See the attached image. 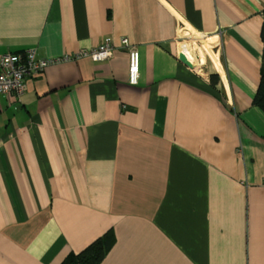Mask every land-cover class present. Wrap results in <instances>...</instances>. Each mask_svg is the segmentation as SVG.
Returning a JSON list of instances; mask_svg holds the SVG:
<instances>
[{"label":"crops","instance_id":"1","mask_svg":"<svg viewBox=\"0 0 264 264\" xmlns=\"http://www.w3.org/2000/svg\"><path fill=\"white\" fill-rule=\"evenodd\" d=\"M183 23L216 36L225 78L180 60ZM263 25L264 0H0V61H48L0 93V264L109 230L100 264H264ZM107 39L110 59L84 53Z\"/></svg>","mask_w":264,"mask_h":264},{"label":"built area","instance_id":"2","mask_svg":"<svg viewBox=\"0 0 264 264\" xmlns=\"http://www.w3.org/2000/svg\"><path fill=\"white\" fill-rule=\"evenodd\" d=\"M182 28L185 33H189L193 37V43H196L199 50L200 64L195 69L198 73L206 75L208 77V67L207 60L204 59V66L201 65V53L200 50L203 48L202 37L205 34H199L197 32L190 31L187 23H183ZM185 29L187 31H185ZM122 45L129 50L130 60L128 66L129 82L131 84L139 83L141 77V67H140V51L138 46L129 42V40L124 37L122 40ZM113 43L111 39H107L99 47L85 51L84 53L90 55L94 60H104L110 59L113 52ZM215 50H219V45L216 43ZM48 65V61L44 59H38L36 57L35 51L33 49H28L24 53L19 52H7L4 53L0 61V93H12L17 99H20L21 95L24 93L27 86V78L35 73H39L44 70ZM204 69H206L204 71Z\"/></svg>","mask_w":264,"mask_h":264},{"label":"trees","instance_id":"3","mask_svg":"<svg viewBox=\"0 0 264 264\" xmlns=\"http://www.w3.org/2000/svg\"><path fill=\"white\" fill-rule=\"evenodd\" d=\"M264 38V25L262 30ZM211 78H219L216 73L211 74ZM254 104L264 109V63L262 67L261 85L254 99ZM115 241L112 230L105 232L103 235L89 243L78 253H70L61 264H100L109 249Z\"/></svg>","mask_w":264,"mask_h":264},{"label":"bare ground","instance_id":"4","mask_svg":"<svg viewBox=\"0 0 264 264\" xmlns=\"http://www.w3.org/2000/svg\"><path fill=\"white\" fill-rule=\"evenodd\" d=\"M182 33V32H181ZM202 41L204 43L202 50H200L201 53V65L204 66V59L207 60V58L209 57L211 60V64L214 65V67L221 73L222 77L225 78V74L222 68V65L220 63V59H219V55L218 52L215 51L214 47L217 43L216 41V36H203ZM198 48H200V46H197Z\"/></svg>","mask_w":264,"mask_h":264},{"label":"water","instance_id":"5","mask_svg":"<svg viewBox=\"0 0 264 264\" xmlns=\"http://www.w3.org/2000/svg\"><path fill=\"white\" fill-rule=\"evenodd\" d=\"M180 60L192 69H196L200 64L199 50L196 43H182L178 47ZM206 69H204L205 71ZM206 76V75H204Z\"/></svg>","mask_w":264,"mask_h":264},{"label":"rangeland","instance_id":"6","mask_svg":"<svg viewBox=\"0 0 264 264\" xmlns=\"http://www.w3.org/2000/svg\"><path fill=\"white\" fill-rule=\"evenodd\" d=\"M183 30H184L183 28H181V30H180L182 32L180 37H181L183 43H193L192 35L189 33L188 34L185 33ZM185 31H187V30L185 29ZM190 31H191V29H190Z\"/></svg>","mask_w":264,"mask_h":264}]
</instances>
